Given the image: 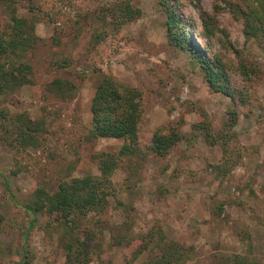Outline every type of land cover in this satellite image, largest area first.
I'll list each match as a JSON object with an SVG mask.
<instances>
[{"label": "rangeland", "instance_id": "obj_1", "mask_svg": "<svg viewBox=\"0 0 264 264\" xmlns=\"http://www.w3.org/2000/svg\"><path fill=\"white\" fill-rule=\"evenodd\" d=\"M117 1L0 0V28L15 12L36 22L40 37L24 54L33 67V84L0 95V264L65 263L60 232L48 227V215L39 213L29 228L32 216L19 202L29 201L40 185L98 175L94 154L119 152L123 139L86 136L102 73L142 92V151L124 158L113 174L117 195L100 217L106 228L90 264H147L160 253L148 234L157 228L165 239L188 247L182 264H215L216 255L226 254L264 264L263 40L247 38L237 0H178L201 47V13L214 17L213 51L226 63L232 88L245 93L244 102L234 101L213 91L192 54L169 42L159 0H124L141 9L124 23L104 16ZM66 59L70 64L62 68ZM56 77L77 84L72 99L49 91ZM234 107L239 119L230 130L228 110ZM20 115L35 121L36 139L22 142ZM204 127L215 136L230 134L229 150L237 162L228 172L216 170L227 156L222 144L207 141ZM159 128L182 135L165 156L151 150ZM220 205L218 216L214 210ZM128 224V240L115 245L114 235Z\"/></svg>", "mask_w": 264, "mask_h": 264}, {"label": "trees", "instance_id": "obj_2", "mask_svg": "<svg viewBox=\"0 0 264 264\" xmlns=\"http://www.w3.org/2000/svg\"><path fill=\"white\" fill-rule=\"evenodd\" d=\"M159 3L166 16L169 42L174 47L192 54L213 91L227 95L234 101L238 99L244 102V91L232 88L226 63L213 51V38L216 35L214 17L205 12L201 13L203 29L199 34L205 42L201 47L189 30L191 19L181 11L179 1L159 0ZM235 4L237 10H241L244 15L247 38H260L264 43V0H237ZM115 5L116 7L105 9V12H112L104 15L106 20L113 16L124 23L141 15V9L134 7L130 1H117ZM35 31L36 22L18 16L15 12L11 13L6 27L0 28V95L16 91L25 84H33V67L24 59V54L33 48L40 38ZM69 64L66 59L60 66L67 68ZM240 67L246 73L245 63L242 62ZM77 88L75 82L63 77L54 78L48 86L49 91L64 99H72ZM142 98V92L138 88L102 73L91 101L92 125L87 129L86 136L91 141L98 138L123 139L124 143L119 152L116 154L103 151L94 154L93 159L98 164L100 174L89 173L84 176L61 178L54 187L40 185L29 201L19 202L32 216L29 228L34 225L39 213L48 215V227L60 232L59 240L66 253L64 264H90L92 255L101 251L100 237L103 238L106 227L100 217L110 206L112 198L117 195L113 174L122 165L124 158L133 159L141 155L139 124ZM238 119L237 107L229 109L227 125L230 130L236 126ZM18 120L21 123L18 127L22 142L36 139L35 121L24 115H20ZM204 128L207 141L211 144H222L227 156L224 162L214 165L216 170L220 173L228 172L234 164L232 162H237L233 160L232 151L229 150L230 134L220 133L215 136L208 127ZM181 139L180 132L173 130L166 133L159 128L153 136L151 150L157 155L165 156ZM5 180L9 186L10 182ZM218 208L214 211L219 216L222 206ZM3 221L4 215L0 213V226ZM131 229L130 224L121 226L124 233L114 235V244L120 245L127 241ZM25 233H28V229ZM148 234L150 241H156L160 253L150 258L147 264H182L185 258H188V247L165 239L162 230L151 229ZM138 253L137 249L136 256ZM214 261L215 264H257L241 254L216 255Z\"/></svg>", "mask_w": 264, "mask_h": 264}]
</instances>
